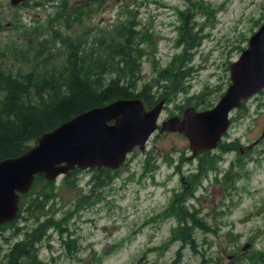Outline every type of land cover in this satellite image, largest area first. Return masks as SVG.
I'll list each match as a JSON object with an SVG mask.
<instances>
[{"label": "rangeland", "instance_id": "obj_1", "mask_svg": "<svg viewBox=\"0 0 264 264\" xmlns=\"http://www.w3.org/2000/svg\"><path fill=\"white\" fill-rule=\"evenodd\" d=\"M57 1L25 0L15 7L10 0H0V49L21 46L27 36L24 30L43 24ZM194 1L105 0L76 32L110 28L129 11H137L140 28L152 35L157 46L156 56L149 54L143 60V83L155 76V60L166 66L173 54L181 50L176 46L180 15ZM202 1L212 8V13L216 12L215 17L211 12L208 15L193 9L195 23L205 35L195 49L196 71L189 79L188 89L166 103L160 123L173 116L172 112L177 114V106L183 107L182 111L189 107L202 110V103L196 107L194 97L205 89L211 98L222 86L224 93L231 83L230 64L240 57L241 48L248 45L250 36L264 22V0ZM25 2L28 4L23 5ZM37 2L44 3L38 6ZM10 65L13 69H26L19 60ZM231 119L228 132L213 151L223 157L219 172L210 171L200 179L187 200V205L196 209L210 226L209 231L196 230L195 249L185 241L171 240L178 220L163 219L161 214L174 193L182 190L183 181L186 182L183 177L196 172L198 158L193 156L183 133L157 131L145 150L135 148L128 155L112 188L95 187L93 177L100 172L93 169L79 172L77 186L62 183L64 175L56 180L58 214L74 211L67 225L70 237L64 236L73 241L64 243L54 231L52 248L43 245L41 256L47 260L54 257L56 264H210L211 258L226 262L242 252L264 248V90L234 110ZM221 144L225 150H221ZM238 153L241 163L236 159ZM149 154L157 168L147 173L144 161ZM227 173L235 175L234 181H226ZM96 194L101 199L96 200ZM79 195L88 197L91 203L77 209Z\"/></svg>", "mask_w": 264, "mask_h": 264}, {"label": "trees", "instance_id": "obj_2", "mask_svg": "<svg viewBox=\"0 0 264 264\" xmlns=\"http://www.w3.org/2000/svg\"><path fill=\"white\" fill-rule=\"evenodd\" d=\"M104 3L105 0H58L52 15L43 24L24 30L28 37L21 46L0 49V161L22 155L38 142L42 134L82 111L121 98H141L150 109L163 98L167 104L173 102L190 86L189 79L196 71L193 66L195 49L205 37L195 23L193 9L198 8L209 15L212 8L205 6L202 0H196L183 10L176 39V46L181 50L173 54L166 66H160L155 60V76L142 83L143 60L149 54L156 56L157 46L152 35L140 28L142 23L137 11H129L128 16L110 28L76 32L85 19L95 15ZM215 13L211 12L212 18ZM149 47H153L151 52ZM14 60H19L26 69H13L10 63ZM222 87L216 90L215 98H211L206 89L197 94L194 97L196 107L201 103L200 109L213 107L215 100L223 94ZM177 107L181 113L183 107ZM220 148L225 150L223 144ZM152 157L149 154L144 161L147 173L157 168ZM197 158L196 172L183 177L186 182L183 181L182 190L174 193L161 214L163 219L174 217L178 220L171 240L185 241L192 249L197 245L196 230L209 231L210 226L196 209L187 205V200L193 196L200 179L210 171L219 172L223 157L207 150ZM236 159L241 163L240 153ZM119 169L98 171L100 173L93 177L95 187L112 188L120 175ZM79 172L81 169L78 167L70 170L62 183L77 186ZM232 174H226L228 183L234 181L235 175ZM57 189L56 181H49L40 174L35 176L30 191L21 194L18 216L0 225V264H56L54 257L51 260L43 258L41 249L43 245L52 248L50 241L54 231L64 243L73 241L64 239V236L70 233L67 225L74 213L58 214L55 207ZM96 196V200L101 199L99 194ZM90 203L88 197L79 195L76 207L79 209L81 204ZM209 262L264 264V248L242 252L226 262L214 258Z\"/></svg>", "mask_w": 264, "mask_h": 264}, {"label": "water", "instance_id": "obj_3", "mask_svg": "<svg viewBox=\"0 0 264 264\" xmlns=\"http://www.w3.org/2000/svg\"><path fill=\"white\" fill-rule=\"evenodd\" d=\"M25 0H11L17 6ZM231 83L216 105L163 120L166 99L148 109L141 98H121L75 115L17 157L0 161V225L14 220L20 196L30 191L36 175L56 181L76 167L120 168L138 147L145 150L159 131L180 132L193 156L215 149L231 125V114L243 101L264 90V22L250 36L240 57L230 64Z\"/></svg>", "mask_w": 264, "mask_h": 264}, {"label": "flooded vegetation", "instance_id": "obj_4", "mask_svg": "<svg viewBox=\"0 0 264 264\" xmlns=\"http://www.w3.org/2000/svg\"><path fill=\"white\" fill-rule=\"evenodd\" d=\"M11 6H12V5H11ZM183 112H184V111H182L181 113L178 112L177 114H174V115H181V116H182V115H183ZM202 153H203V152H202ZM202 153H201V154H202ZM199 155H200V154H199ZM199 155H198V156H199ZM195 157H196V156H195ZM196 158H197V157H196ZM104 168H107V167H102V168H98V167H96V168H93V169L102 172ZM89 169H90V168H88V170H89ZM85 170H87V169H85ZM94 170H93V171H94ZM183 179H184V178H183Z\"/></svg>", "mask_w": 264, "mask_h": 264}]
</instances>
